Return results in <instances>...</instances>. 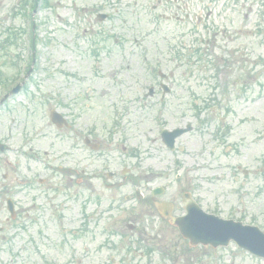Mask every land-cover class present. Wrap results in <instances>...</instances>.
Here are the masks:
<instances>
[{
	"label": "rangeland",
	"instance_id": "374dc122",
	"mask_svg": "<svg viewBox=\"0 0 264 264\" xmlns=\"http://www.w3.org/2000/svg\"><path fill=\"white\" fill-rule=\"evenodd\" d=\"M31 3L0 0V33L13 28L20 36L18 81L34 60L27 90L0 106V141L9 147L0 165L10 163V187L44 179L40 187L49 189L43 198L35 197L46 192L35 183L25 196L11 191L19 206L42 213V234L53 238L37 241L45 256L26 264H148L134 248L150 242L132 243L125 228L131 222L155 244L158 232L170 245L174 259L156 254L155 264H264L233 245L189 248L133 199L163 187L152 203L170 202L180 214L181 195L189 192L203 211L264 232V0H38L34 9ZM98 14L108 18L101 22ZM197 48L200 62L173 56ZM152 66L174 72L163 103L143 99L150 86L157 89ZM7 90L0 87V100ZM209 100L216 102L212 112L197 118L192 106ZM51 109L68 115L74 131L51 126ZM187 123L192 131L168 151L161 130ZM85 134L100 142L99 152L83 146ZM108 172L117 175L113 190L106 189ZM130 206L142 213L128 214ZM108 228L117 234L107 238ZM124 237L134 253L121 247Z\"/></svg>",
	"mask_w": 264,
	"mask_h": 264
},
{
	"label": "water",
	"instance_id": "95a60500",
	"mask_svg": "<svg viewBox=\"0 0 264 264\" xmlns=\"http://www.w3.org/2000/svg\"><path fill=\"white\" fill-rule=\"evenodd\" d=\"M189 216L182 220V234L193 244L226 245L230 240L260 256H264V237L256 229L241 227L201 214L195 207H187Z\"/></svg>",
	"mask_w": 264,
	"mask_h": 264
},
{
	"label": "flooded vegetation",
	"instance_id": "af4514ba",
	"mask_svg": "<svg viewBox=\"0 0 264 264\" xmlns=\"http://www.w3.org/2000/svg\"><path fill=\"white\" fill-rule=\"evenodd\" d=\"M4 233V227H0V264H13L14 257L10 254V242L6 240Z\"/></svg>",
	"mask_w": 264,
	"mask_h": 264
}]
</instances>
